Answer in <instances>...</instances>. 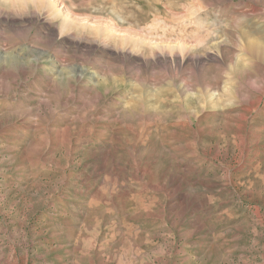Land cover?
<instances>
[{"label":"rangeland","instance_id":"1","mask_svg":"<svg viewBox=\"0 0 264 264\" xmlns=\"http://www.w3.org/2000/svg\"><path fill=\"white\" fill-rule=\"evenodd\" d=\"M0 264H264V0H0Z\"/></svg>","mask_w":264,"mask_h":264}]
</instances>
